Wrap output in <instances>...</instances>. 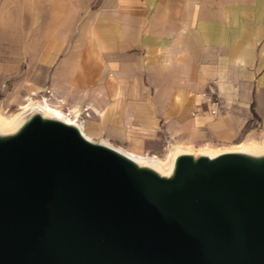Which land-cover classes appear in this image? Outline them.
<instances>
[{
	"label": "crops",
	"instance_id": "obj_1",
	"mask_svg": "<svg viewBox=\"0 0 264 264\" xmlns=\"http://www.w3.org/2000/svg\"><path fill=\"white\" fill-rule=\"evenodd\" d=\"M0 13L33 27L15 69L0 73L9 102L23 89L85 107L77 129L90 142L161 155L173 169L264 120V0H0Z\"/></svg>",
	"mask_w": 264,
	"mask_h": 264
},
{
	"label": "water",
	"instance_id": "obj_2",
	"mask_svg": "<svg viewBox=\"0 0 264 264\" xmlns=\"http://www.w3.org/2000/svg\"><path fill=\"white\" fill-rule=\"evenodd\" d=\"M0 264H264V159L164 177L35 115L0 136Z\"/></svg>",
	"mask_w": 264,
	"mask_h": 264
},
{
	"label": "rangeland",
	"instance_id": "obj_3",
	"mask_svg": "<svg viewBox=\"0 0 264 264\" xmlns=\"http://www.w3.org/2000/svg\"><path fill=\"white\" fill-rule=\"evenodd\" d=\"M61 13H58V16ZM16 13H10L9 19L7 17H2L0 13V73L9 72L11 73L17 62L22 58L26 52L23 47L26 43L31 44L33 41L32 33V23L31 19H22L25 21V24H21L19 27L17 25ZM64 18L58 17V32L56 34V41H64L67 38L68 33L64 30L69 29L64 25ZM45 35L36 34V42L43 41ZM51 38H54V35H51ZM10 79L6 81L5 86L0 88V118L7 119L15 117L17 120L16 128L10 132L8 135L15 133L24 123H26L31 117L38 115L40 112L35 107L39 104L41 99H45L46 102L50 105H55L60 109H71L65 107L63 103L54 99L50 96L48 92H36V91H25L22 89V97L16 103L12 104L9 102L7 93L10 91ZM264 110V106H262ZM264 117V115H263ZM44 118H50L44 116ZM260 144L264 145V120L259 116H252L251 120L245 123V125L238 131V133L230 140H213L206 145L200 146L198 149L193 150L192 157L196 159L199 156L211 157L208 156L216 153V155L226 154V153H240L235 147H240L245 144ZM142 154L146 153H137L138 157L146 159L150 158H159L162 161H165L164 156L157 155V157L152 156H143ZM136 155V156H137ZM246 156L244 153L242 154ZM138 167H147L145 165H138ZM162 172L157 173L160 176L169 177L170 173H165V167H162Z\"/></svg>",
	"mask_w": 264,
	"mask_h": 264
},
{
	"label": "bare ground",
	"instance_id": "obj_4",
	"mask_svg": "<svg viewBox=\"0 0 264 264\" xmlns=\"http://www.w3.org/2000/svg\"><path fill=\"white\" fill-rule=\"evenodd\" d=\"M38 111L40 112V117L43 119L44 116L50 117L52 119L60 120L64 123H71V119L68 116H65V114L58 113L55 110L50 109L48 106L45 107L43 98L39 102L37 106H35ZM59 111V110H58ZM81 125V124H80ZM17 126V120L15 117H11L8 119H2L0 118V136H6L10 132H12ZM82 126V125H81ZM83 128V127H82ZM83 131V130H82ZM81 131V132H82ZM109 145V144H108ZM111 146V145H110ZM237 151L240 153L238 154H245L246 156L250 157L253 162H260L264 159V145L260 144H245L240 147H235ZM115 149V148H114ZM116 151L125 159L136 165H145L147 168L151 169L152 171L159 173L162 172V167H165V173H169L172 169V160L171 159H165V161L159 160L157 158H150L147 157L146 159L140 158L136 155H133L125 150L122 149H116ZM209 159H212L214 157H217L216 153L210 155V153H207ZM161 175V174H160Z\"/></svg>",
	"mask_w": 264,
	"mask_h": 264
},
{
	"label": "built area",
	"instance_id": "obj_5",
	"mask_svg": "<svg viewBox=\"0 0 264 264\" xmlns=\"http://www.w3.org/2000/svg\"><path fill=\"white\" fill-rule=\"evenodd\" d=\"M62 110V109H61ZM62 112L65 114V116H68L71 119V123H67L69 125H73L77 128L78 123L81 121L82 116L87 117V109L85 107H82L80 110H74V109H64ZM57 120V119H56ZM143 156H152L157 157L154 154H142Z\"/></svg>",
	"mask_w": 264,
	"mask_h": 264
},
{
	"label": "trees",
	"instance_id": "obj_6",
	"mask_svg": "<svg viewBox=\"0 0 264 264\" xmlns=\"http://www.w3.org/2000/svg\"><path fill=\"white\" fill-rule=\"evenodd\" d=\"M251 107H252V105H251Z\"/></svg>",
	"mask_w": 264,
	"mask_h": 264
}]
</instances>
